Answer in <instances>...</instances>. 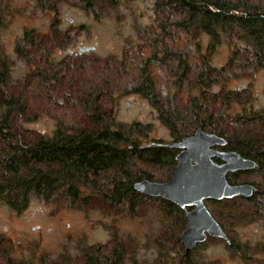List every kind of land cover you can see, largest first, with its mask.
I'll return each instance as SVG.
<instances>
[{
  "label": "trees",
  "instance_id": "1",
  "mask_svg": "<svg viewBox=\"0 0 264 264\" xmlns=\"http://www.w3.org/2000/svg\"><path fill=\"white\" fill-rule=\"evenodd\" d=\"M66 1L82 10L94 9L95 3L114 6L118 2ZM53 5L43 8L44 12H55ZM153 13L154 23L139 28V44L124 51L120 59L76 54L54 63L47 57L58 48L54 42L61 40L59 32L53 38H42L25 29L15 53L28 61L29 72L16 89L7 83L9 59L0 50V204L17 214L27 210L33 197L46 203L68 201L78 207H92L96 202H107L110 208L127 204L130 209L142 202L158 205L175 217L178 228L168 226L164 237H156L161 252L153 264H166L169 252L175 254L177 264H197L195 251L185 254L178 239L186 227L184 213L163 199L133 190L136 181L169 180L176 151L158 146L165 144L160 141L141 148L134 138L139 135V124L118 123L114 101L121 91L131 92L157 110L173 141L202 129L226 140L221 149L254 161V170L227 176L230 184L252 185L253 195L220 203L231 205L235 213L239 210L237 216L231 210L226 212L232 219L236 216L234 220L263 218L264 107L247 109L249 85L235 82L259 73L264 78V0H154ZM201 33L209 37L205 54L199 42ZM220 43L231 48V56L217 68L211 65L210 56ZM233 101L243 106L241 113L227 112ZM47 116L56 121L51 135L23 126ZM149 167L161 169L162 175L153 177ZM218 224L227 241L208 237L196 248L223 240L227 248L239 251L241 246L236 249L232 244L231 232L220 221ZM11 245L0 233V264H25L12 254ZM132 248L114 236L104 245L80 246L73 260L124 264Z\"/></svg>",
  "mask_w": 264,
  "mask_h": 264
},
{
  "label": "rangeland",
  "instance_id": "2",
  "mask_svg": "<svg viewBox=\"0 0 264 264\" xmlns=\"http://www.w3.org/2000/svg\"><path fill=\"white\" fill-rule=\"evenodd\" d=\"M52 4L55 12H44L43 8ZM153 5L154 0H118L114 6L101 2L95 3L94 9L82 10L66 0H0V50L9 59V87L16 89L21 80H27L28 61L15 53V44L21 41L25 29L35 36L42 35V38H53V33L59 32L61 40L54 42L58 48L52 49L47 57L54 63L64 56L76 54L120 59L124 51L139 44V28H147L154 23ZM199 42L201 52L205 54L209 37L201 33ZM44 43L49 46L48 42ZM88 47L94 50L79 53L80 49ZM230 56L231 48L226 43H220L213 48L210 63L219 68L229 61ZM158 71L154 72L155 76ZM161 78L166 81L164 72ZM263 83V73L235 82L237 86L249 85L251 100L245 104L247 109L260 110L264 107ZM114 103L118 123L139 124L141 133L134 138L141 148L156 141L165 144L175 142L173 134L163 125L157 110L147 100L121 91ZM235 103L233 101L227 110L232 115L241 113L243 107ZM23 126L27 130L51 135L56 121L47 116ZM148 171L155 178L163 172L150 167ZM261 190H264V186ZM220 202L211 205L206 201L205 206L214 220L218 219L231 232L232 244L236 249L238 244L241 248L236 253L227 248L223 240L210 241L205 246L193 249V259L197 264H264V216L237 221L234 219L239 210L235 213L231 205ZM122 207L116 205L110 208L107 202L78 207L68 201L46 203L41 198L33 197L27 210L17 214L0 204V233L11 240L12 254L25 264H80V259L73 260L80 253V246L104 245L114 236L133 245L131 257L126 258L124 264H134L135 258L136 264H153L161 252L156 237H164L168 226L178 228L177 220L165 214L160 206L151 203L142 202L135 209H130L127 204ZM229 210L236 214L232 216L234 219L227 216ZM174 255L169 252L166 264H177Z\"/></svg>",
  "mask_w": 264,
  "mask_h": 264
},
{
  "label": "water",
  "instance_id": "3",
  "mask_svg": "<svg viewBox=\"0 0 264 264\" xmlns=\"http://www.w3.org/2000/svg\"><path fill=\"white\" fill-rule=\"evenodd\" d=\"M94 48H82L79 53ZM226 140L215 134L197 129L192 135L178 142L162 144L169 149L179 150L175 157L176 166L166 182L137 181L133 190L148 198H160L185 211L186 227L180 233L185 254L204 243L208 237L227 241L226 235L205 206L206 201L220 202L236 198H250L255 188L247 183L230 184L227 174L254 170V161L234 151H218L225 147ZM217 159L221 164L214 162Z\"/></svg>",
  "mask_w": 264,
  "mask_h": 264
},
{
  "label": "flooded vegetation",
  "instance_id": "4",
  "mask_svg": "<svg viewBox=\"0 0 264 264\" xmlns=\"http://www.w3.org/2000/svg\"><path fill=\"white\" fill-rule=\"evenodd\" d=\"M196 131V130H195ZM194 131V132H195ZM193 132V133H194ZM180 141V140H179ZM176 142H178V141H176ZM158 145V144H157ZM222 147H215V149L216 150H218V151H224V152H227V151H229V150H223V149H221ZM172 150H175V149H172ZM176 151V154H175V156L174 157H176L177 156V154H179V150H175ZM174 160H175V158H174ZM215 160H217V159H214L213 161L215 162ZM219 161V160H218ZM220 163H218V164H221L222 162L221 161H219ZM217 163V162H216ZM175 169V168H174ZM174 171V170H173ZM236 174V173H235ZM228 175H231V174H227V176ZM227 178V177H226ZM170 179V178H169ZM168 181V180H167ZM229 182V181H228ZM242 184V183H241ZM248 184V183H247ZM172 204V203H171ZM180 209V208H179ZM182 210V209H181ZM190 210H192V208H186V210H182L183 211V213H184V215H185V211H190ZM196 248V247H195Z\"/></svg>",
  "mask_w": 264,
  "mask_h": 264
}]
</instances>
